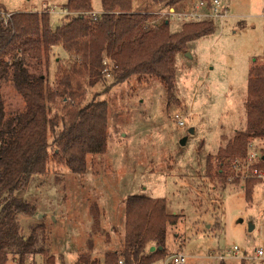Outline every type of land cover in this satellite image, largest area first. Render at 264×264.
Segmentation results:
<instances>
[{
    "label": "rangeland",
    "instance_id": "rangeland-1",
    "mask_svg": "<svg viewBox=\"0 0 264 264\" xmlns=\"http://www.w3.org/2000/svg\"><path fill=\"white\" fill-rule=\"evenodd\" d=\"M65 1L0 4L8 11L49 9L55 29ZM92 1L98 12L99 0ZM223 1L229 16L221 27L216 23L213 33L189 41L187 51L177 54L171 95L154 77L134 76L111 85L107 75L105 86L86 95V102L91 101L97 90L95 100L107 104L105 151L89 157L84 175L50 160L48 171L33 176L16 194L35 208L32 216L20 215L22 232L35 226L37 245L49 248L55 264H74L81 253L102 264L105 252L121 249L125 199L130 194L164 198L167 211L178 215L167 227V256L152 264H171V255L177 252L184 254L185 264H264V182L248 177L257 182L247 200L243 165L235 168L236 177L228 179L206 170L207 156L217 166L213 156L218 148L245 127L248 72L254 60L263 58L264 0ZM141 3L151 2L133 0V10L145 11L139 8ZM181 24L171 19L169 30L177 31ZM66 59L61 47L54 46L51 84L58 62ZM3 93L7 109L21 102L9 84L3 85ZM176 113L184 118V126L175 122ZM48 141L53 148L51 133ZM249 150L264 153V140L255 141ZM26 264L46 263L31 255Z\"/></svg>",
    "mask_w": 264,
    "mask_h": 264
},
{
    "label": "trees",
    "instance_id": "trees-1",
    "mask_svg": "<svg viewBox=\"0 0 264 264\" xmlns=\"http://www.w3.org/2000/svg\"><path fill=\"white\" fill-rule=\"evenodd\" d=\"M144 1L151 2L139 4L145 11H134L133 0H99L100 10L93 15L92 0H66L55 29L49 9L8 11L0 4L1 10L10 12L0 18V264L8 260L26 264L31 255L55 264L49 248L37 245L35 226L22 232L20 215L32 216L35 208L16 194L33 176L45 174L50 160L84 175L89 157L105 151L107 104L95 100L97 90L86 102L87 93L105 86L108 72L111 85L134 76L154 77L171 95L177 54L187 51L189 41L215 31V20H203L182 22L179 30L171 32L170 21L153 23L156 16L149 9L162 10L187 0ZM262 28L264 40V18ZM54 46H60L67 59L58 62L51 84L48 73ZM5 84L21 98L15 108H6ZM53 107L57 111L52 113ZM245 110V127L214 154L217 166L207 156L208 172L236 177L239 172L234 167L245 161L252 143L264 140V48L262 60H254L248 72ZM256 159L253 166L264 168V153ZM255 182L244 181L247 200ZM177 220V214L167 211L164 198L128 195L122 248L105 252L102 264H119V260L152 264L164 259L167 227ZM152 245L155 249L150 251ZM97 263L81 253L74 264Z\"/></svg>",
    "mask_w": 264,
    "mask_h": 264
},
{
    "label": "built area",
    "instance_id": "built-area-1",
    "mask_svg": "<svg viewBox=\"0 0 264 264\" xmlns=\"http://www.w3.org/2000/svg\"><path fill=\"white\" fill-rule=\"evenodd\" d=\"M61 12L64 13L63 11ZM151 13L156 16L155 19L159 18L158 20L166 19L170 21L171 19H178L182 22L215 20L219 24V27H221L223 20L229 16V9L223 0H187L177 6H170ZM92 14L95 15L96 12L94 11ZM9 15L10 12L0 9V18L8 17ZM155 19L153 23L156 22ZM107 69L109 68L107 67ZM106 75H109V73L107 72ZM174 117L175 122L179 126H184V118L180 114L176 113ZM256 158L257 154L249 150L245 161L239 164V166L243 165L246 178H258L264 182V168L253 166L257 160ZM233 249H237V247L234 246ZM257 255H263L261 248L257 250ZM170 262L171 264H185V256L181 252L174 253L171 255ZM119 264H122L121 260H119Z\"/></svg>",
    "mask_w": 264,
    "mask_h": 264
},
{
    "label": "water",
    "instance_id": "water-1",
    "mask_svg": "<svg viewBox=\"0 0 264 264\" xmlns=\"http://www.w3.org/2000/svg\"><path fill=\"white\" fill-rule=\"evenodd\" d=\"M189 131H190V132H193V128H190ZM185 139H186V137L182 138V139L180 140V143H181V144H184ZM252 227H253V226L251 225L250 228H252ZM159 248H160V247H159ZM154 249H155V246H151V247H150V251H153Z\"/></svg>",
    "mask_w": 264,
    "mask_h": 264
}]
</instances>
